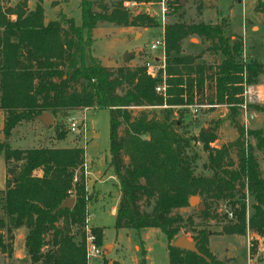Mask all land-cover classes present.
<instances>
[{"label": "trees", "instance_id": "obj_1", "mask_svg": "<svg viewBox=\"0 0 264 264\" xmlns=\"http://www.w3.org/2000/svg\"><path fill=\"white\" fill-rule=\"evenodd\" d=\"M105 1H80L81 26L63 13L45 23L42 0H36L32 10L26 0H18L12 7L0 5L4 137L23 122L37 121L43 113L56 118L74 110L107 109L109 165L120 186L116 230L159 229L168 241H175L184 223L178 210L188 207L190 197L198 195L211 202L204 205V211L199 210L205 219L214 217L211 204L228 201L232 219L221 226V234L244 236L249 231L264 239V179L252 147L245 145V130L235 121L244 90L258 83L263 65L241 61L242 39L227 36V26L221 23H168L163 27L166 94L158 95L155 88L161 77L151 78L143 66H103L90 53L91 32L99 24L157 27L153 17H132L124 8L125 2L151 0H119L111 8ZM198 1L201 9L203 0ZM179 2L170 1L178 7ZM255 9L259 11L260 6ZM193 36L208 42L207 52L221 56V61L204 66L194 63L193 56H181L183 41ZM207 81L212 84L210 93ZM163 105L167 108L160 111V117L149 115L146 109L136 115L132 112ZM195 105L226 106L238 133L234 142L212 148L218 126L200 132L196 140L207 153L204 167L212 172L210 177L195 176L196 156L188 152L191 141L177 130L181 110L175 109ZM174 114L180 118L172 119ZM247 134L264 149L263 130ZM62 135L58 132L57 140ZM231 150H235L236 161ZM0 153L6 164L5 189L0 191V253L11 257L14 231L24 227L30 264H88L85 237L91 196L86 189L84 148L14 149L4 142ZM246 192L254 200L248 218L243 200ZM70 199L72 206H66ZM90 231L101 247L103 230L93 227ZM209 235L208 230L200 229L192 238L201 256L168 246L169 264H225L210 252ZM139 264L147 262L141 259Z\"/></svg>", "mask_w": 264, "mask_h": 264}, {"label": "rangeland", "instance_id": "obj_2", "mask_svg": "<svg viewBox=\"0 0 264 264\" xmlns=\"http://www.w3.org/2000/svg\"><path fill=\"white\" fill-rule=\"evenodd\" d=\"M28 8L35 7L36 0H26ZM81 0H42L41 6L48 20H55L60 13L73 19L76 26L82 25L80 11ZM119 0H106L105 4L109 8ZM151 0L149 3L125 2L124 8L130 16L147 14L157 22V27H118L108 23L99 24L91 32L92 45L90 53L106 67L136 68L143 66L146 61L156 60L157 65L164 64L161 60L162 50L149 51L150 45L163 27L168 23L183 22L186 24L203 22L206 24H223L227 26L225 33L227 36H238L243 42V52L241 61L248 63L256 61L264 67V0H203L201 9H198V0H180L179 7L170 3L171 0ZM18 0H0L3 7H12ZM260 6L259 11L255 8ZM97 10V8H94ZM208 42L198 37H189L182 43L183 51L181 56L190 55L194 57V63L204 66H214L221 61V56L212 55L207 52ZM125 53L128 56L123 60ZM160 58V59H159ZM165 69V68H164ZM211 82L207 81V93H210ZM244 102L235 115V121L245 130V145L253 149V154L259 164L261 176L264 179V149L257 147L256 141L247 131H264V73L259 76L258 83L246 87L243 97ZM142 109L160 117L163 108L150 107L132 110L136 115ZM181 110V125L177 129L185 138L190 139L189 154L195 155V176L210 177L212 172L205 169L207 164V153L202 150L199 138L201 131L209 132L214 126L217 140L210 144L212 148H220L222 145L234 142L237 137V129L231 122L232 116L226 106H217L211 109L201 108L199 113L193 115L189 108L175 109ZM75 113L77 116H86V128L81 134H71L69 132L68 120L75 114H59L49 125L41 121L23 122L5 138L0 131V143H8L14 149H31L37 147L60 148V147H83L90 159L99 160V164L104 169L103 175L109 172V129L110 114L107 109H91L87 112ZM180 114H174L172 119L177 120ZM255 117L253 122L250 116ZM123 127L120 129L122 131ZM62 131V139L57 140L58 132ZM13 139V140H12ZM10 142V143H9ZM1 154V153H0ZM231 158L236 161L235 150H231ZM97 168V167H96ZM100 168V169H102ZM91 201L87 227L93 225L104 227L105 241H103V256L100 259H90L89 264H102L104 261H117L119 264H139L144 259L147 264H169L168 246H173L174 240H167L159 229L116 230L114 228L115 217L110 214L114 207L113 196L107 201L106 210L102 213L92 209L95 207L97 195L90 193ZM194 197V196H192ZM190 197V199L192 198ZM246 204V217L248 218L253 210V198L244 193ZM210 199L198 196V204H209ZM211 219H205L199 214L197 206H189L178 210L184 218L181 231L177 234L185 236L193 241L195 232L200 229L209 231L211 237L208 248L217 260L225 264H264V239L262 236L246 232L244 236H227L221 234V226L232 219L228 201L221 200L211 204ZM90 216L92 217L91 220ZM187 218L191 219L190 223ZM14 253L23 257L25 253L24 243L20 239L19 233L15 237ZM109 246V249L104 247ZM148 250H150L148 252ZM149 253V254H148ZM150 256V259L147 258ZM14 259L0 253V264H30L29 259Z\"/></svg>", "mask_w": 264, "mask_h": 264}, {"label": "crops", "instance_id": "obj_3", "mask_svg": "<svg viewBox=\"0 0 264 264\" xmlns=\"http://www.w3.org/2000/svg\"><path fill=\"white\" fill-rule=\"evenodd\" d=\"M66 17L70 18L68 16H66ZM49 21H53V20H48L44 14V22L48 23ZM159 35H161V34H159ZM78 112H81V111L80 110H74V111H70L69 114H75ZM3 125H4V116H3V113L0 111V131H2ZM16 128L13 131H16ZM60 148H70V147H60ZM109 156H110V154H109ZM109 161H110V157H109ZM100 166H102V165L99 164V160L96 162L95 160L90 159L88 157V155L85 153V167H86V172H87L86 189H87L89 194L94 193V195H97V200H96V203L94 204L95 207L92 209L91 216L93 214V211L95 212L96 210L103 213L106 210L105 207H107V201L110 200L111 196H113V203L112 204L114 205V207L111 209L110 214L114 218L116 215V210H117V206H118L119 199H120V186H119L118 180L116 179V177L114 175L112 168L109 170V172H107V174L105 176V175H103L104 169ZM100 168H102V169H100ZM35 174L37 176H41V171H36ZM5 182H6V164H5L3 155L0 154V191L5 189ZM88 208H90V203H89ZM88 211H89V209H88ZM91 216H90L89 221L92 218ZM92 227L101 228L103 230V241H105V234H104V229H103L104 227H101L98 225H93V224H92ZM17 233H19L20 239L25 244L26 229L24 227H22V228H19V229L14 231V242H15V237H16ZM210 241H211V237L209 239V245H210ZM14 246H15V244H13V247ZM106 246L107 245H105L104 247H106ZM24 248H25V245H24ZM149 251L150 250H148V252ZM12 256L14 257V259L26 258V251H25L23 257H21V256H17L14 253V249H13ZM147 258L150 259V256L147 255Z\"/></svg>", "mask_w": 264, "mask_h": 264}, {"label": "built area", "instance_id": "obj_4", "mask_svg": "<svg viewBox=\"0 0 264 264\" xmlns=\"http://www.w3.org/2000/svg\"><path fill=\"white\" fill-rule=\"evenodd\" d=\"M164 46H165L164 33L162 31L161 35L156 37L154 41L152 42V44L150 45L149 51H155L157 49H161L162 50L161 60L164 64L157 65L156 64L157 59H154L153 61H146L143 64V67L145 68L148 76H150L151 78L161 77V80H162L161 83H159L155 88L156 94L161 95V96H165L166 94V82H165L166 78H165V70H164L165 68ZM245 92H246V88L244 90L243 97L245 95ZM215 107L217 106L195 105V106H188L187 108L191 110L193 115H196L199 113L201 108L211 109ZM160 108L164 109V108H167V106L163 105ZM68 124H69V132L71 134L79 135L81 134L82 131H85V129H87L86 128V116L85 115L77 116L75 114L69 118ZM86 176H87V172H86V167H85V177ZM87 223H88V219H87ZM85 249H86V258H87L88 264H89L90 259L92 258L100 259L103 256V248L96 244V237L87 226H86V237H85ZM250 261L252 260L249 259V264H251Z\"/></svg>", "mask_w": 264, "mask_h": 264}, {"label": "water", "instance_id": "obj_5", "mask_svg": "<svg viewBox=\"0 0 264 264\" xmlns=\"http://www.w3.org/2000/svg\"><path fill=\"white\" fill-rule=\"evenodd\" d=\"M128 56H130V55L128 53H125L123 56V60H125ZM250 119L253 122L255 121V117L252 115L250 116ZM38 120L47 126H49L54 121L52 116L50 114H47V113H43L42 115H40L38 117ZM189 203L191 206H194V207L197 206L200 211L205 210V206L203 204H200V205L198 204V195H195L194 197H192L190 199ZM72 204H73V200L70 199L66 203V206H72ZM173 247L183 249L186 251H190V252L195 253L198 256H201L198 249L196 248V243L188 240L185 236H179L178 238H176L175 241L173 242ZM106 248L109 249V246H107Z\"/></svg>", "mask_w": 264, "mask_h": 264}]
</instances>
